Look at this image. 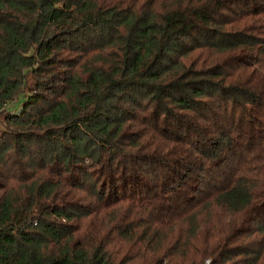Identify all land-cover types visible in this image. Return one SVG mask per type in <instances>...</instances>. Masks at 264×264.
I'll use <instances>...</instances> for the list:
<instances>
[{"label":"trees","instance_id":"trees-1","mask_svg":"<svg viewBox=\"0 0 264 264\" xmlns=\"http://www.w3.org/2000/svg\"><path fill=\"white\" fill-rule=\"evenodd\" d=\"M0 264H264V0H0Z\"/></svg>","mask_w":264,"mask_h":264}]
</instances>
